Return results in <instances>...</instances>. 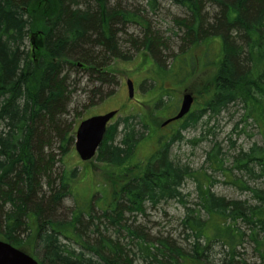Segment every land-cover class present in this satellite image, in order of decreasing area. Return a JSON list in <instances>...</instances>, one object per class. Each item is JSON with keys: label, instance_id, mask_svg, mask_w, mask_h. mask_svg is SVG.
<instances>
[{"label": "trees", "instance_id": "trees-1", "mask_svg": "<svg viewBox=\"0 0 264 264\" xmlns=\"http://www.w3.org/2000/svg\"><path fill=\"white\" fill-rule=\"evenodd\" d=\"M169 1L186 13L185 18L175 20L182 32L179 52L169 67L157 63L158 70L147 73L149 80L159 78L163 85L170 79L179 85L195 73L196 64H211L212 74L204 82L195 81L194 93L202 97V110L190 114L181 129L196 124L206 113L217 115L238 104L263 137L261 147L242 155L248 158L246 162L258 161L264 168V0ZM205 2L214 8L210 19L204 13ZM131 23L139 24V15L111 0H0V239L26 252L31 243L22 241L19 233L27 230L40 249L38 264H133L130 253L109 230L136 236L127 216L143 215L147 205L153 208L178 201L186 210L182 224L195 240L187 254L162 241L152 246L141 243L145 251L152 254L153 250L160 258L156 263H173L186 255L194 264H206L205 252L219 241L230 252L219 264H245L237 259L236 248L246 236L264 264V191L251 190L254 204L215 196L205 174L195 177L189 167L169 159L172 141H156L157 148L150 151L145 164H132L148 132L145 116L125 119L121 132L117 124L108 126L97 151L96 160L112 170H106L107 176L115 175L110 182L118 189L109 196L112 209L100 217L89 214L85 223L80 221L81 209L88 206L77 209L75 204L68 227L54 222L79 175L78 169H66L64 164L75 140L74 127L64 117L80 84L78 76H71L86 74L99 88L114 85L113 62L132 59L119 42V35L127 36L125 29ZM127 37L131 50L147 52L151 59L160 60L161 52L170 51L165 41L147 29L141 39ZM200 46L205 49L199 56L195 49ZM176 61L180 69L172 74ZM185 66L187 71L182 72ZM161 104L162 96L157 107ZM132 120L138 121L140 131ZM56 157L62 167L59 172L55 171ZM187 179L196 183L194 208L183 202L181 189ZM82 231L97 236L94 244L80 246L86 252L71 246L77 243L74 232Z\"/></svg>", "mask_w": 264, "mask_h": 264}, {"label": "rangeland", "instance_id": "rangeland-1", "mask_svg": "<svg viewBox=\"0 0 264 264\" xmlns=\"http://www.w3.org/2000/svg\"><path fill=\"white\" fill-rule=\"evenodd\" d=\"M111 3L139 15V24L131 23L126 26L127 36L141 39L147 29L149 33L165 41L173 54L171 55L170 51H163L160 60H156L153 57L151 59L147 52L135 53L130 48L128 37L120 34L121 49L130 53L132 59L127 62H113L114 73L112 75L116 81L108 88L107 86L99 88L98 84L92 85L86 74H73L71 78L78 76L80 84L76 86L72 94L64 117L67 124L70 123L76 131L78 125L85 119L117 111L118 114L111 121L110 126L117 124V132H121L125 119L145 116L146 122L149 123L148 132H145L143 141L138 144L136 154L131 160L132 164H145L150 151L157 148L156 141H172L168 148L169 159L179 165L189 167L195 177L201 178V175L205 174L211 193L226 200L247 201L254 204L255 200H252L251 190L264 191V168L258 164V161L246 162L248 158L242 154H247L254 146L261 147L263 137L261 129L251 119L245 117V111L240 105H231L217 115L206 113L196 124L185 129H181V125L187 122L190 114L184 120L175 121L164 129L160 126L166 119L172 117L179 107L182 97L179 93L180 90L184 91L190 87L192 92H197L195 88L198 85L195 84V81L198 79L204 82L203 79L212 74L214 69L211 64L204 66L198 63L195 73L189 79H182L179 85H175L170 79L165 80L163 85H161L163 80L159 78V80L150 78L152 82L149 80L147 73L150 70H158L157 63L169 67L172 56L179 52L182 32L175 26V20L186 17L184 9L172 4L169 0H111ZM205 7L204 13L210 19L214 8L209 2H205ZM204 49L203 46L196 48V54L200 56ZM212 50L217 57L216 43L213 44ZM182 68V72L187 71L186 66ZM179 69L180 63L176 61L172 68V74H177ZM127 80H131L134 84L132 98H129ZM161 87L168 93L162 91ZM108 92L112 93L111 97L100 101ZM164 92L167 94H163ZM164 95L165 97H163ZM160 96H162L164 104L157 107ZM202 105V97L197 95L191 115H196L202 110ZM131 122L136 124L137 131L141 130L137 126V120ZM118 140L119 137L116 141ZM54 147L57 146L54 145ZM52 153L56 156V152ZM56 161L57 157L55 171L59 172L62 167ZM64 164L66 169H78L79 175L71 185L69 195L63 201V209L56 214L54 222L65 223L68 227L75 204L77 209L88 206L81 209L80 221L85 223L88 221L89 214L100 217L104 211L112 209V199L109 196L114 192V189L116 191L118 189L114 185L111 186L113 177H115L114 173L111 178L107 176L106 170H111V168L99 163L96 157L90 162H82L73 145L64 159ZM181 192L185 205L194 208L197 202L195 181L187 179ZM185 214L184 206L178 201L164 202L153 208L147 205L143 215H137L134 218L127 216L128 226L132 227L134 231L136 230V236H128L125 231L113 234V230H109L108 234L112 235L114 240L118 241L130 253L133 264H158L154 260L160 258L155 255L153 250L152 254L145 251L141 243H144V246H152L158 241H162L167 245H174L187 254L189 252L188 245L193 243L195 238L182 224ZM2 224L0 221V227ZM239 227L243 232L246 231L241 223ZM89 230L93 231V228L90 227ZM87 231L77 232L79 236L74 232L77 243L71 244L72 249L83 251L80 246L95 243L93 241L97 236ZM247 234H249L248 231L245 235ZM19 236L22 241H26L25 243L28 241L31 243L32 247L29 245L26 252L37 260L40 256V249L33 240L34 235L30 236L27 230H23ZM203 245L202 243L201 246ZM208 248L204 259L202 258L208 264H219L224 258L227 259L230 253L228 252L229 248L219 241L211 243ZM236 253L237 259L244 260L245 264H262L252 251V246L247 242L246 236L242 244L236 248ZM173 258L175 257L173 256ZM191 260L188 256L183 255L182 258H175V262L171 260L173 263L165 261L163 263L194 264Z\"/></svg>", "mask_w": 264, "mask_h": 264}, {"label": "water", "instance_id": "water-1", "mask_svg": "<svg viewBox=\"0 0 264 264\" xmlns=\"http://www.w3.org/2000/svg\"><path fill=\"white\" fill-rule=\"evenodd\" d=\"M126 85L129 98H132L133 83L127 80ZM192 103V96L185 94L182 97L177 115L165 121L162 126L183 118L189 112ZM115 115L116 111H112L105 115L88 118L79 124L75 133L74 147L82 161H90L96 155L104 139L107 125ZM0 264H38V261L9 243L0 240Z\"/></svg>", "mask_w": 264, "mask_h": 264}, {"label": "flooded vegetation", "instance_id": "flooded-vegetation-1", "mask_svg": "<svg viewBox=\"0 0 264 264\" xmlns=\"http://www.w3.org/2000/svg\"><path fill=\"white\" fill-rule=\"evenodd\" d=\"M184 90H187V89H184ZM193 97H195V100H194V103H195V101H196V96L194 95Z\"/></svg>", "mask_w": 264, "mask_h": 264}]
</instances>
